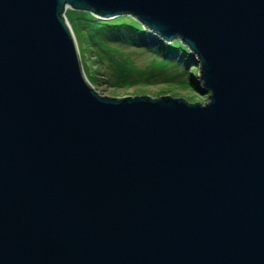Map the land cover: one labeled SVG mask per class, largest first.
<instances>
[{
	"label": "water",
	"instance_id": "1",
	"mask_svg": "<svg viewBox=\"0 0 264 264\" xmlns=\"http://www.w3.org/2000/svg\"><path fill=\"white\" fill-rule=\"evenodd\" d=\"M67 9L178 39L207 101L101 96ZM0 264H264V0H0Z\"/></svg>",
	"mask_w": 264,
	"mask_h": 264
},
{
	"label": "trees",
	"instance_id": "2",
	"mask_svg": "<svg viewBox=\"0 0 264 264\" xmlns=\"http://www.w3.org/2000/svg\"><path fill=\"white\" fill-rule=\"evenodd\" d=\"M67 13L73 15L72 19H69L67 15L66 18L72 28L78 46V38L80 37L83 44L89 41L90 45L93 47L97 45V43L103 42L105 45H110L113 48L117 47V45L144 47L149 52L159 56V58L162 59L160 63L167 67L163 70L150 68L147 74H140L138 76L140 80H134L131 76L132 71H122L123 68L120 69L119 67L115 72H120L121 76L119 77L120 79L115 80L116 83L113 82L114 86H134L138 83H143V85H156L159 83L165 84L175 82L185 86L189 90L206 94L197 76L199 65L195 56L178 39L168 43L144 28L136 19L127 15L103 20L93 17L88 12L67 10L66 14ZM82 67L83 71L85 67L87 68L84 73L90 68L88 65L84 67L83 64ZM175 68L178 69V71L174 74H165V71ZM91 78L92 80L89 79V76L87 77L94 87L93 80H95V76L93 75ZM109 84H112L111 81Z\"/></svg>",
	"mask_w": 264,
	"mask_h": 264
},
{
	"label": "rangeland",
	"instance_id": "3",
	"mask_svg": "<svg viewBox=\"0 0 264 264\" xmlns=\"http://www.w3.org/2000/svg\"><path fill=\"white\" fill-rule=\"evenodd\" d=\"M65 15L72 19L73 15L65 12ZM67 19V18H66ZM78 38V37H77ZM79 43V56L82 58V64L90 66L86 70L85 74L92 80V76H95L93 80L94 89L101 95L107 97L120 98L124 96H144L148 95L152 98L159 96L169 95L177 98H184L188 102L205 103L207 101L208 94L197 93L193 90H189L185 86L179 85L175 82L159 83L156 85H143L138 83L134 86L128 85H116V79H120V72H115L117 68H123L122 71H132L131 76L134 80L138 79L140 74H147L150 68L153 69H166L159 56L149 52L144 47L133 46H119L117 49L110 45L103 43H97L94 47L90 45L88 41L86 44L82 42L80 37ZM87 69L86 67L84 68ZM178 69H169L165 71L166 75L174 74ZM111 81L112 84H109ZM114 82V83H113Z\"/></svg>",
	"mask_w": 264,
	"mask_h": 264
},
{
	"label": "bare ground",
	"instance_id": "4",
	"mask_svg": "<svg viewBox=\"0 0 264 264\" xmlns=\"http://www.w3.org/2000/svg\"><path fill=\"white\" fill-rule=\"evenodd\" d=\"M67 10H70V9H67ZM67 10H66V11H67ZM66 11H65V12H66ZM71 11H73V10H71ZM65 17H66V15H65ZM173 41H174V40H173ZM196 60H197V59H196Z\"/></svg>",
	"mask_w": 264,
	"mask_h": 264
}]
</instances>
